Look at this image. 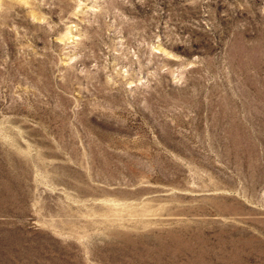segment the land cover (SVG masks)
Returning a JSON list of instances; mask_svg holds the SVG:
<instances>
[{"label":"rangeland","instance_id":"1","mask_svg":"<svg viewBox=\"0 0 264 264\" xmlns=\"http://www.w3.org/2000/svg\"><path fill=\"white\" fill-rule=\"evenodd\" d=\"M0 264H264V0H0Z\"/></svg>","mask_w":264,"mask_h":264}]
</instances>
